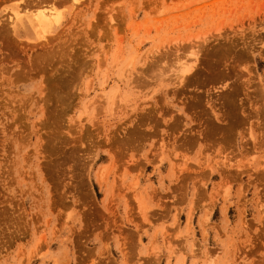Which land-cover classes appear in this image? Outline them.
<instances>
[{
    "label": "rangeland",
    "instance_id": "rangeland-1",
    "mask_svg": "<svg viewBox=\"0 0 264 264\" xmlns=\"http://www.w3.org/2000/svg\"><path fill=\"white\" fill-rule=\"evenodd\" d=\"M0 264H264V0H0Z\"/></svg>",
    "mask_w": 264,
    "mask_h": 264
},
{
    "label": "bare ground",
    "instance_id": "bare-ground-1",
    "mask_svg": "<svg viewBox=\"0 0 264 264\" xmlns=\"http://www.w3.org/2000/svg\"><path fill=\"white\" fill-rule=\"evenodd\" d=\"M47 9V8H45ZM48 10V11H47ZM47 10H40L33 13H37L36 15L33 14V16L27 17L26 20L28 24L31 26V28L35 29L39 34H44L52 28L54 24H56L59 21V15L56 11H51L52 9ZM28 12V10H27ZM32 12V11H31ZM14 18V17H13ZM15 18L17 22L22 21V17L19 14H15ZM153 62V61H152Z\"/></svg>",
    "mask_w": 264,
    "mask_h": 264
}]
</instances>
